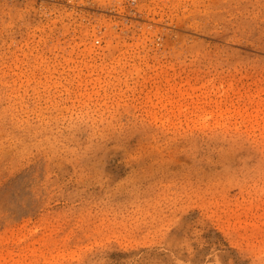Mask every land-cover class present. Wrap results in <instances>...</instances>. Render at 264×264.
<instances>
[{
	"label": "rangeland",
	"instance_id": "1",
	"mask_svg": "<svg viewBox=\"0 0 264 264\" xmlns=\"http://www.w3.org/2000/svg\"><path fill=\"white\" fill-rule=\"evenodd\" d=\"M0 264H264V0H0Z\"/></svg>",
	"mask_w": 264,
	"mask_h": 264
}]
</instances>
